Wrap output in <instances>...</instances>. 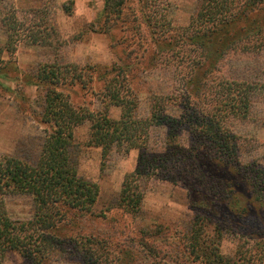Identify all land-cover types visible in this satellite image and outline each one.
Wrapping results in <instances>:
<instances>
[{"label":"trees","instance_id":"trees-1","mask_svg":"<svg viewBox=\"0 0 264 264\" xmlns=\"http://www.w3.org/2000/svg\"><path fill=\"white\" fill-rule=\"evenodd\" d=\"M103 2V9L90 30L105 35H110L115 29L127 32L122 42L127 44L125 50L134 43L140 48L146 45L142 47V53L136 54L133 63L128 58L135 49L125 53V57H119L121 64L114 63L99 74L104 83L100 100L120 107L121 117L114 120L106 112L76 105L71 101V95L65 92L67 86L89 90L88 83L94 81L96 70L89 74L84 66L64 63L60 58L53 63L37 66L33 76L38 87L45 90L43 123L49 125L50 132L36 165L15 157H0V259H4L8 253H17L22 258L21 264H47L57 258L63 259L65 245L69 243L79 255L80 264L108 261L103 260L100 254L95 256L96 252L90 249L100 243L93 237L79 243L72 238L57 236L69 214L94 215L99 197L98 185L79 175L78 160L73 154L75 132L86 125L89 126V137L85 145L101 148L104 157L113 150L126 154L132 150L139 151L136 169L125 175L122 183L119 205L128 213L134 215L139 212L144 199L142 184L159 176L160 169L173 162L184 166V169L191 166V154L182 144L185 130L192 135V143H195L193 149L206 148L212 159H218L220 155L222 158L218 161L224 163L226 168L239 166L240 177L247 180L251 187V200L260 202L264 207V167L257 163H240L237 154L242 138L232 132L230 125L231 120L250 117L252 100L257 97L264 99V73L261 82L215 79L213 73L217 62L228 54L255 56L264 50V0H201L189 24L178 27L172 26L166 14L159 11L161 0ZM0 7L5 10L2 23L7 33L6 42L0 45V87H4L2 80L7 76L3 70L11 61H6L4 55L13 59L25 26L19 19L14 0H0ZM40 23L28 27L27 42L31 45H51V34L46 28L41 30ZM151 45L158 50L163 48V54L170 55L169 62L184 60L190 65L191 93L196 97L186 99L181 104L173 100L181 108L182 114L179 116L164 113L161 105L165 98L160 96L153 98L149 118L139 119L135 116L137 101L128 73L139 67L145 53L150 50L152 63L167 61L164 56H159L161 50L156 53V48L152 49ZM202 71L208 76L201 74ZM160 126L167 128L164 152L149 148L151 130ZM167 178L176 180L173 176ZM209 182L218 191L211 189L208 192L207 202H203L206 204L203 209L205 213L202 212L194 222L191 235L187 238L191 256L211 264H264V254L260 248L264 244H256L258 257L239 251L237 259H233L222 255L218 244L202 242L207 217H216L221 200L232 202L227 203L228 212L234 216L244 219L250 213L241 202L247 199L233 190V183L229 179L210 175ZM18 195L33 199V216L28 221L13 220L8 213L6 198ZM228 212H225V223H229ZM141 245L147 256L159 253L151 233L145 234ZM105 246L111 247L113 244L107 241ZM130 255L120 256L122 260L119 262L127 264Z\"/></svg>","mask_w":264,"mask_h":264},{"label":"rangeland","instance_id":"rangeland-1","mask_svg":"<svg viewBox=\"0 0 264 264\" xmlns=\"http://www.w3.org/2000/svg\"><path fill=\"white\" fill-rule=\"evenodd\" d=\"M200 1L161 0L159 11L166 14L172 26H186L197 12ZM14 4L25 27L13 59L4 55L6 61H11L3 70L7 78L2 80L4 87H0V157H15L27 164L36 165L50 132L49 125L43 123L45 90L38 87L33 76L37 66L53 63L60 58L64 63L84 66L89 74L96 70L94 81L88 83L89 90H81L78 86H67L64 90L71 95V101L76 105L92 111L106 112L111 119L119 120L121 108L100 100L104 83L99 74L114 63L121 64L119 57H125V53L135 49L128 58L133 63L136 54L142 53V47L145 48L146 45H141L140 48L134 43L125 50L127 44L122 42L127 32L115 29L110 35H105L90 30L91 24L103 9V0H14ZM4 15L5 10L0 7V45L7 38L2 23ZM40 21L41 30L46 28L51 34V45H31L27 42L28 27ZM151 48L155 49L156 46L151 45ZM155 50L156 53L161 50L158 55L164 56L167 61L158 64L154 62L155 65L150 60V50L145 53L139 67L128 73L137 101L135 116L139 119L151 116L154 97L165 98L161 107L165 114L172 116L182 114L181 108L173 100L181 104L186 99L196 97L191 93L189 63L184 60L169 62L170 55H165V52L163 54V48ZM166 53L171 54L168 50ZM204 73L208 76L203 71L201 74ZM213 73L215 79L261 82L264 50L255 56L228 54L217 62ZM252 101L250 117L246 120H231L230 125L232 132L242 138L237 154L240 163H257L264 167V99L257 97ZM88 137V125L76 130L73 154L78 160L79 175L98 185L99 197L94 215L69 214L57 236L72 238L79 243H85L91 237L98 240L100 243L94 244L90 249L96 252L95 256L100 254L103 260L108 259L102 264H121L120 256L123 258L129 254L127 264H211L191 256L187 238L191 235L194 222L201 217L202 212L205 213L203 209L206 204L203 202H207L208 192L211 189L213 192L218 191L209 182V176L215 175L233 183V190L247 199L241 202L248 207L250 213L244 219L234 216L228 212L230 210L227 203L232 202L221 200L216 217H207L202 242L218 244L222 255L233 259H237L239 251L258 257L256 244H264V207L260 202L251 200V187L247 180L240 177L239 166L230 165L226 168L224 163L218 161L222 158L220 155L218 159H212L206 148L201 147L198 151L193 149L195 143H192V135L185 130L182 144L191 154V166L184 169V166L173 162L160 169L159 176L145 181L142 184L144 199L141 208L133 215L119 205V200L124 177L136 169L139 151L132 150L126 154L113 150L104 157L101 148L85 145ZM166 138L165 126L153 127L149 148L164 152ZM167 176H173L176 180L172 181ZM6 203L13 220L28 221L32 218V197L8 196ZM225 212H228L226 217L229 223L224 222ZM146 233L152 234V239L158 246L159 253L156 256H147L142 249L141 241ZM107 241L113 244V248L105 246ZM65 248L63 259L57 258L47 264H80L79 255H76L73 246L67 243ZM260 248L264 254V245ZM21 263L22 258L17 253H8L4 259H0V264Z\"/></svg>","mask_w":264,"mask_h":264}]
</instances>
